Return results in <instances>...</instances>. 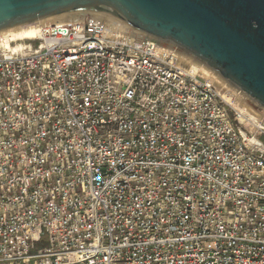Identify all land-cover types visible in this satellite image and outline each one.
<instances>
[{
	"label": "built area",
	"instance_id": "2783aa9c",
	"mask_svg": "<svg viewBox=\"0 0 264 264\" xmlns=\"http://www.w3.org/2000/svg\"><path fill=\"white\" fill-rule=\"evenodd\" d=\"M6 35L0 264H264V119L213 72L92 21Z\"/></svg>",
	"mask_w": 264,
	"mask_h": 264
},
{
	"label": "water",
	"instance_id": "95a60500",
	"mask_svg": "<svg viewBox=\"0 0 264 264\" xmlns=\"http://www.w3.org/2000/svg\"><path fill=\"white\" fill-rule=\"evenodd\" d=\"M84 21L177 50L264 113V0H0V35Z\"/></svg>",
	"mask_w": 264,
	"mask_h": 264
},
{
	"label": "bare ground",
	"instance_id": "6f19581e",
	"mask_svg": "<svg viewBox=\"0 0 264 264\" xmlns=\"http://www.w3.org/2000/svg\"><path fill=\"white\" fill-rule=\"evenodd\" d=\"M62 23H67V22H62ZM62 23H57V24H62ZM45 27L46 26L7 33L8 35H6V37L8 38V41H9L7 44V48L11 52L23 51L25 49L24 42L26 40L37 39L42 34V30ZM11 42L16 44V46L14 48H12L10 46ZM185 57L181 56L178 62L182 63V64H186L189 67H191V71L194 74L199 73V74H203V75H211V73L208 69H206L205 67L196 65L195 61H194L195 63H193V61L191 59H189V58L187 59V57L186 58ZM183 61H185L186 63L185 62L183 63ZM219 81L221 82V80H219ZM217 86H218L217 88H218L219 92L221 93L223 99L225 100V102L228 105H230L233 109L238 111L244 118L249 117L253 121L258 120L256 118L257 117L256 114L246 107V105L243 103V100L241 98H239V96H236L237 94L235 95L232 90L225 88V86L222 82L220 85L217 84Z\"/></svg>",
	"mask_w": 264,
	"mask_h": 264
},
{
	"label": "rangeland",
	"instance_id": "374dc122",
	"mask_svg": "<svg viewBox=\"0 0 264 264\" xmlns=\"http://www.w3.org/2000/svg\"><path fill=\"white\" fill-rule=\"evenodd\" d=\"M186 55H183L182 54V57H185ZM187 57V59L189 58V59H191L192 61H193V59L192 58H190V57H188V56H186ZM185 57V58H186ZM187 61V60H186ZM185 61H183V63H184ZM186 63V62H185ZM197 63V62H196ZM189 64V63H188ZM196 65H198V64H196ZM199 66H201V65H199ZM219 78V77H218ZM218 80V79H217ZM220 81L218 80V85H220L221 84V82L219 83ZM223 83V82H222ZM224 84V83H223ZM224 86H225V88H228V89H230V90H232L233 92H234V94L236 95V96H239V98H241L242 100H243V103L246 105V107L249 109V110H251L252 112H254L255 114H256V118L258 119V115L262 118V119H264V113L261 111V110H259L254 104H253V102L251 101V100H249L248 98H246L245 96H243V95H241L240 93H238V92H236V91H234L233 89H231V88H229L226 84H224Z\"/></svg>",
	"mask_w": 264,
	"mask_h": 264
}]
</instances>
